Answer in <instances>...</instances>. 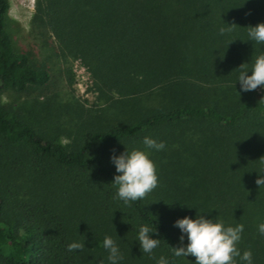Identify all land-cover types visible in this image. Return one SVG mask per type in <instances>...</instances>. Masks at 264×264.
Masks as SVG:
<instances>
[{
    "label": "trees",
    "instance_id": "trees-1",
    "mask_svg": "<svg viewBox=\"0 0 264 264\" xmlns=\"http://www.w3.org/2000/svg\"><path fill=\"white\" fill-rule=\"evenodd\" d=\"M7 11L0 0V264H108L105 235L118 264H155L160 255L192 264L169 246H180L173 221L196 210L242 224L237 248L264 264V184L254 183L264 92H240L235 81L239 65L264 51L247 39V26L264 22V0H37L33 19L52 40H36L52 41L64 61L79 58L105 101L88 109L85 124L96 120L72 143L28 121L23 101L1 99L27 97L50 79L16 49ZM145 136L164 147L145 149ZM124 148L147 151L158 179L128 204L114 198L109 160ZM150 223L160 239L151 258L136 241L138 225ZM70 242L82 247L68 251Z\"/></svg>",
    "mask_w": 264,
    "mask_h": 264
},
{
    "label": "clouds",
    "instance_id": "clouds-1",
    "mask_svg": "<svg viewBox=\"0 0 264 264\" xmlns=\"http://www.w3.org/2000/svg\"><path fill=\"white\" fill-rule=\"evenodd\" d=\"M224 31L223 28L220 29ZM247 39L259 45H264V22L247 26ZM241 63L238 67L235 81L239 84L240 92L259 89L264 92V51L258 52L252 59L250 66ZM261 97H264L262 95ZM141 143L145 149L160 150L163 142L145 136ZM109 160L114 166L111 183L115 186V196L124 204L130 201L142 200L146 193L157 186L155 165L144 149L132 148L119 154L110 153ZM260 174L254 181L259 186L264 184V155L258 159ZM190 208V207H189ZM196 210L190 218L188 215L178 217L173 221V226L178 229L177 237L180 246H169L173 257L193 256L192 264H252V253L245 249L237 248L241 239L243 225L236 223L225 225L222 220L206 217ZM257 232L264 235V221L257 224ZM156 229L152 223L139 224L136 232V241L139 250L151 258L152 250L156 248L160 239L155 238ZM186 240V243H185ZM82 247L80 242H70L66 245L68 251ZM102 247L107 252L108 264H118L122 259L112 237L105 235ZM238 258V259H237ZM155 264H171L169 257L160 255L155 257Z\"/></svg>",
    "mask_w": 264,
    "mask_h": 264
},
{
    "label": "rangeland",
    "instance_id": "rangeland-1",
    "mask_svg": "<svg viewBox=\"0 0 264 264\" xmlns=\"http://www.w3.org/2000/svg\"><path fill=\"white\" fill-rule=\"evenodd\" d=\"M7 1L6 22L15 35L16 49L29 51L33 63L49 71L50 79L43 88L31 89L27 97L6 93L1 99L7 103L16 99L23 101L18 102L19 108L28 121L64 143L75 142L82 130L96 120L89 117L91 123L85 124L88 109L92 113L96 107L105 105L103 99H98L95 77L79 58L68 57L64 61L52 41L46 43L52 40L51 37L48 39L45 33L42 36L38 19H33L37 0ZM37 37L46 39V44L41 45V39L36 40ZM111 107L113 114L116 109ZM79 113L82 117L78 116ZM112 114L109 113V118Z\"/></svg>",
    "mask_w": 264,
    "mask_h": 264
}]
</instances>
